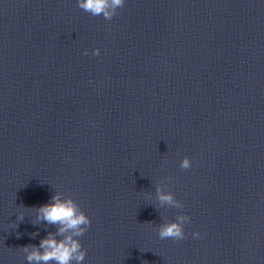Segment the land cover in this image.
Listing matches in <instances>:
<instances>
[{"label": "clouds", "instance_id": "obj_1", "mask_svg": "<svg viewBox=\"0 0 264 264\" xmlns=\"http://www.w3.org/2000/svg\"><path fill=\"white\" fill-rule=\"evenodd\" d=\"M124 6L125 0H77L79 9L92 16H102L105 20H112L118 14V10ZM92 54L99 55L100 49H94ZM83 55H88L87 49L84 50ZM180 167L184 170L191 168V159L185 156ZM166 179L170 181L171 177ZM166 187L164 180L156 185L155 199L159 207L183 209L184 204L175 197L173 192L166 191ZM62 196V193L55 192L49 203L27 208L36 213L38 223H33L34 225L46 223L57 229L55 232H48L38 246L30 244L21 247V251L26 254L28 264H82L85 260L87 249L83 248L79 238L91 227V220L71 196L66 198ZM20 219L23 220V214ZM189 221L190 217L185 214H178L175 220H165L157 229L159 239L173 241L185 239L184 226ZM200 235L199 231L192 233L193 238H199Z\"/></svg>", "mask_w": 264, "mask_h": 264}]
</instances>
